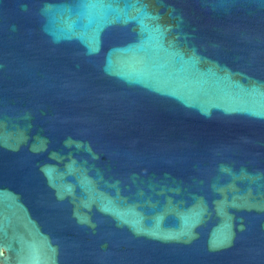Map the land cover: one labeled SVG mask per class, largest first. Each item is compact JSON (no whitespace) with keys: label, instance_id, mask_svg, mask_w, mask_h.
I'll return each mask as SVG.
<instances>
[{"label":"water","instance_id":"water-1","mask_svg":"<svg viewBox=\"0 0 264 264\" xmlns=\"http://www.w3.org/2000/svg\"><path fill=\"white\" fill-rule=\"evenodd\" d=\"M0 264H264V0H0Z\"/></svg>","mask_w":264,"mask_h":264}]
</instances>
